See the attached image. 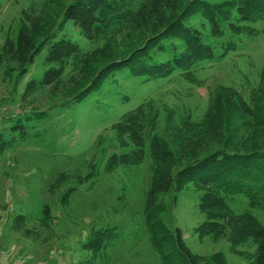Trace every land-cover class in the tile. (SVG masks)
<instances>
[{
	"label": "trees",
	"instance_id": "obj_1",
	"mask_svg": "<svg viewBox=\"0 0 264 264\" xmlns=\"http://www.w3.org/2000/svg\"><path fill=\"white\" fill-rule=\"evenodd\" d=\"M1 11L0 6V15ZM197 15L206 20L202 25L207 34L187 24ZM70 20L95 44L93 49L83 50L66 36L56 39ZM258 21H264V0L32 1L22 11L17 36L9 33L0 47V68L5 77L17 72V79L22 80L36 57L48 49L44 75L26 83L22 107L32 105L40 96L57 100L50 109L83 102L124 69L148 78L169 77L180 71L186 81L202 86L197 66L215 56L209 37L221 40L227 31L254 37L260 31L245 23ZM222 47L226 55L237 49V43L230 39ZM167 51L172 54L170 59L156 60L158 53ZM164 110V126L160 124L162 108L154 99L120 116L112 125L115 140L120 148L130 151L111 154L105 167L111 174L121 166H139L150 156L144 217L160 264H228L222 251L205 257L194 253L182 230L171 228L163 217L165 196L189 184L202 192L199 210L204 220L195 229L199 238L226 239L231 251L246 258L247 264H264V224L250 210L234 212L228 202L230 197L244 194L252 209L264 210V67L257 86L243 89L217 84L208 88L207 108L198 120L191 109L179 119L174 109L164 105ZM45 112H33L25 121L18 119L12 134L28 139L34 128L28 121H33V115L41 119ZM15 140H6L0 133V150H7ZM99 140H104L103 135ZM97 175V163L91 161L85 176L81 170L60 172L48 190L56 192L73 177L83 184ZM76 189L65 192L64 205ZM54 221L46 205L38 225H31V217L18 215L13 230L24 238L39 240L41 229L51 231ZM120 237L117 226L93 228L83 244L88 254L80 264H98Z\"/></svg>",
	"mask_w": 264,
	"mask_h": 264
},
{
	"label": "rangeland",
	"instance_id": "obj_2",
	"mask_svg": "<svg viewBox=\"0 0 264 264\" xmlns=\"http://www.w3.org/2000/svg\"><path fill=\"white\" fill-rule=\"evenodd\" d=\"M32 1L41 0H0V47L9 33L17 36L22 11ZM203 23H207L206 20L197 15L187 24L207 34ZM245 24L255 27L260 34L250 37L227 31L221 40L209 37L215 56L197 66L198 78L204 82L202 86L186 81L180 71L169 77L148 78L134 76L129 69H124L108 78L100 90L83 102L50 109L57 100L40 96L32 105L22 107L26 83L44 75L48 49L36 57L22 80L17 79V72L5 77L0 68V133L6 140L16 138L13 146L3 152L0 150V236L12 237L21 246L20 253L35 259L34 263L80 264L88 254L83 244L88 241L91 230L117 226L121 237L98 264H160L144 217L151 158L148 155L139 166H121L114 173H107L105 167L111 154L130 151L117 145L112 125L147 99H154L161 106V126L165 124L164 105L177 112V119L186 109H191L194 119L198 120L207 108L208 88L217 84L243 89L248 85L257 86L264 67V21ZM63 36L83 50L95 47L71 20L57 33L56 39ZM230 39L237 43V49L225 55L222 44ZM171 57L167 51L158 53L156 60L166 61ZM40 110L46 111L41 119L33 115V121H28L34 126L31 137L22 139L19 133L12 134L11 128L18 119L25 121V116ZM91 161L97 163L96 178L80 184L73 177L56 192L48 190L50 181L60 172L74 174L81 170L85 176ZM71 187L77 189L64 205L63 195ZM201 195L193 184L180 192H169L165 196L167 210L163 214L166 223L182 230L185 242L194 253L205 257L222 251L228 264H247L246 258L231 251L226 239L199 238L195 229L204 220L199 210ZM228 202L234 212L250 210L264 224V210L252 209L244 194L230 197ZM46 205L50 206L55 221L51 231L41 229V239L24 238L13 230L18 215L31 217V225H38Z\"/></svg>",
	"mask_w": 264,
	"mask_h": 264
},
{
	"label": "crops",
	"instance_id": "obj_3",
	"mask_svg": "<svg viewBox=\"0 0 264 264\" xmlns=\"http://www.w3.org/2000/svg\"><path fill=\"white\" fill-rule=\"evenodd\" d=\"M0 248L7 250L9 253L11 252L12 254H17L20 253L21 246L16 244L15 241H13L12 237L6 236L4 237L3 235L0 236ZM29 262H33L35 259H29L27 258ZM0 264H10L8 258L5 255L0 254Z\"/></svg>",
	"mask_w": 264,
	"mask_h": 264
},
{
	"label": "built area",
	"instance_id": "obj_4",
	"mask_svg": "<svg viewBox=\"0 0 264 264\" xmlns=\"http://www.w3.org/2000/svg\"><path fill=\"white\" fill-rule=\"evenodd\" d=\"M0 254L5 255L8 258L10 264H42V262L41 263L29 262L24 254L21 253L12 254L11 252L9 253L7 250L1 248H0Z\"/></svg>",
	"mask_w": 264,
	"mask_h": 264
}]
</instances>
